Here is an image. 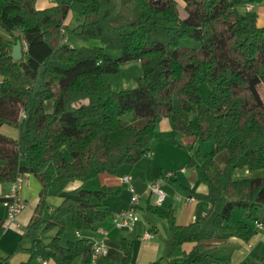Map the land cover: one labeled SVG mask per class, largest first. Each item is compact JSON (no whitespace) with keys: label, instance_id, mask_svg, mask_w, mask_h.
Wrapping results in <instances>:
<instances>
[{"label":"trees","instance_id":"trees-1","mask_svg":"<svg viewBox=\"0 0 264 264\" xmlns=\"http://www.w3.org/2000/svg\"><path fill=\"white\" fill-rule=\"evenodd\" d=\"M37 1L0 0V129L18 128L17 137L0 131V183L17 178L21 160L41 183L20 242L0 264H14L9 258L17 252L31 255L17 264H31L39 255L56 264H73L78 257L91 262L89 238L61 244L67 218L80 231L113 214L104 201L119 190L106 184L88 189L86 182L102 173L117 175L121 165L141 159L162 117L171 119L176 133L212 142L203 152L174 140L192 152L187 166L201 159L207 190L185 189L210 208L201 219L181 225L173 206L148 203L146 210L168 221L167 255L192 244L181 261L159 258L149 264H232L210 248L211 241L231 236L250 241L264 227V175L236 174L264 169V25L254 9L264 7V0H58L43 8ZM71 13L77 15L75 26L68 23ZM72 36L102 44L78 46ZM184 38L199 45H182ZM18 41L23 56L15 59L11 53ZM113 50L121 55L113 57ZM133 60L143 68L134 87L116 90L104 79ZM130 113L134 119L125 118ZM224 150L221 166L216 156ZM62 192L52 208L50 198ZM236 207L245 218L232 224ZM4 228L0 221V235ZM52 229L56 234L45 241ZM24 239L31 244L23 246ZM132 247L123 237L122 259L105 264H134ZM243 264H264V245Z\"/></svg>","mask_w":264,"mask_h":264},{"label":"crops","instance_id":"crops-1","mask_svg":"<svg viewBox=\"0 0 264 264\" xmlns=\"http://www.w3.org/2000/svg\"><path fill=\"white\" fill-rule=\"evenodd\" d=\"M57 1L38 0L37 6L39 8L47 7L57 3ZM263 19L259 18V24L264 25ZM52 106V101L46 103L47 110L51 111ZM1 129L0 131H2ZM175 139L186 145L193 144L195 148H201L200 141L196 140L194 136L176 133L171 119L169 117H162L158 122L155 136L148 145V152L141 159L135 163L121 165L118 169V176L108 173H102L97 176H101L103 185H111L114 189L119 190V193L115 195L117 197L110 200L109 204L104 201L105 205L114 211L113 214L104 221L95 223L89 229L80 231L74 229V235L72 237L66 235L65 242L62 238L61 244L66 245L69 240L87 237L93 243L96 241L104 243L107 251L99 253L97 258L91 262L84 261L82 257H78L73 264H105L109 260L120 261L122 259L120 240L123 237H127L133 242L132 262L134 264H149L159 258L171 262L181 261L183 259V251L190 250L192 244L185 243L180 245L171 255H167L171 243V231L168 221L146 210L148 203L155 204L153 199L156 196L148 193V185L153 181L161 178L164 179V176L165 179L161 187L165 191L166 197L159 205L162 207L173 206L178 224L184 225L199 220L210 208L208 201L192 197L187 189H185L186 187L190 190L200 192L207 190V183L201 177L200 173L201 159L196 158V165L187 166L192 152L176 145L174 143ZM218 154L221 156V159H218V155L216 159L223 166L226 162L227 154L223 151ZM19 168L20 174L24 178L20 195L26 206L18 214L15 221L7 220L8 210L3 204L5 198L11 194V182L0 183V221L5 224V228L0 235V257L2 258H6L15 245L20 242L22 233L38 202L39 191L41 189V183L32 167L28 166L24 160H21ZM169 172H173V174L169 175ZM127 175L131 176L129 181L124 180V177ZM116 184H120V188H115ZM76 185L78 183L73 184L68 190L64 191V194L70 192ZM132 185L140 194V203L138 206L139 220L132 229L121 228L115 225L113 217L115 213L129 206L132 195L130 188ZM64 194L62 192L59 197L50 198L52 208L61 200V196H64ZM143 200L145 201L144 205H142ZM260 230L261 232L250 241L231 236L227 239L211 241L210 248L216 249L221 244L226 245L229 240H234L235 245L231 247L230 253L226 255L215 253L219 256L230 257L232 263L243 262L247 260L246 258L250 255L252 249L259 244L264 245V227ZM147 232L151 233L152 236H146ZM22 243L26 247L31 244V240L24 239ZM30 256L28 252H17L9 258V263H26L30 261ZM45 259L47 260L46 264H56V261L52 258ZM31 264L44 263L38 260V256H36L31 260Z\"/></svg>","mask_w":264,"mask_h":264},{"label":"rangeland","instance_id":"rangeland-1","mask_svg":"<svg viewBox=\"0 0 264 264\" xmlns=\"http://www.w3.org/2000/svg\"><path fill=\"white\" fill-rule=\"evenodd\" d=\"M254 9L260 12V16H259L260 19L264 18V13H262V10L264 9V7H261L260 5H256ZM182 15L183 16L185 15L183 10H182ZM263 21H264V19H263ZM68 23L71 26L77 25V15L75 13H71V16H68ZM69 39H70L71 43L78 45V46H81L84 44L89 45V46L102 44L99 39H89L88 41H84L77 36H72ZM181 43H182V45H189V46H193V47L199 45V42L192 39V38H184ZM111 54L113 57H118L121 55V52L118 50H113V51H111ZM142 73H143V68H142L141 62L139 60H133V61L123 63L121 65L120 71L117 73H105L104 79L107 82L111 83L112 86L116 90H120V89H126V88L134 87L137 83L136 78L141 76ZM176 74L177 75L181 74V68L179 66L176 68ZM201 93L204 97H207L208 87L206 86V84L201 85ZM262 93L264 96L263 90H262ZM174 107L175 108L179 107L177 98L174 99ZM192 115H194V114H192ZM134 117H135L134 113H130V114L126 115L125 118L131 120V119H134ZM1 130H2L1 132L6 133V134L10 135L11 137H17L18 136V128L15 126L6 124L4 127H2ZM200 144H201V149L203 152H207L213 147V144L210 141H205V142L200 141ZM223 152H225L227 154L226 150H224ZM217 155H218V159L220 160L221 156L219 154H217ZM237 173H238V176L264 175V169L258 170L252 174L245 173L244 171L236 172V174ZM101 185H103L102 179H101V176H99V177L87 182L85 184V187L88 189H98L99 187H101ZM115 188H120V184H116ZM116 197L117 196H115V195H110L105 199V202L109 204L110 200H112L113 198H116ZM144 203H145V201L143 200L142 205H144ZM260 216L264 217V210L263 209L261 211ZM244 218L245 217L243 215V210L239 207H236L233 211V215H232V218L229 221V223L234 224L239 220H243ZM56 231H57L56 229L49 230L48 232H46L44 234L43 239L45 241L51 240L54 237V235L56 234ZM74 232H75L74 227L72 226L70 218L68 217L67 230H66L65 234L62 236L63 241L65 242L66 235H68V237H72L74 235ZM234 242H235L234 240H229L228 244H226V245L221 244L219 247H217L215 249V252L219 255H226L227 253H230L231 247L233 245H235ZM262 246H263V244H259L257 247L252 249L250 255H248L246 259L248 261L252 260L255 253L262 249Z\"/></svg>","mask_w":264,"mask_h":264},{"label":"built area","instance_id":"built-area-1","mask_svg":"<svg viewBox=\"0 0 264 264\" xmlns=\"http://www.w3.org/2000/svg\"><path fill=\"white\" fill-rule=\"evenodd\" d=\"M249 8L252 7L251 4L248 5ZM173 172H169V175H172ZM131 178L130 175L124 177V180L129 181ZM23 176L18 174L17 178L11 182V194L5 198L3 204L7 207V220L15 221L18 214L25 208L26 204L20 195V191L23 185ZM164 179L153 181L148 185V193L156 195L153 199L155 204H161L166 197L165 191L162 189L161 185ZM130 190L132 191L130 204L125 209L115 213L113 220L116 226L121 228L132 229L136 222L139 220L138 206L140 203V194L135 190L133 185ZM259 227H263V224L258 222ZM146 236H152L151 233L147 232ZM107 248L102 242H94L92 247V258L95 260L99 253L106 252ZM38 260H41L44 264L47 263V260L44 259L41 255L38 256ZM232 264H243V262H233Z\"/></svg>","mask_w":264,"mask_h":264},{"label":"water","instance_id":"water-1","mask_svg":"<svg viewBox=\"0 0 264 264\" xmlns=\"http://www.w3.org/2000/svg\"><path fill=\"white\" fill-rule=\"evenodd\" d=\"M11 55L15 59H19L23 56V46L21 41H18L14 45Z\"/></svg>","mask_w":264,"mask_h":264}]
</instances>
